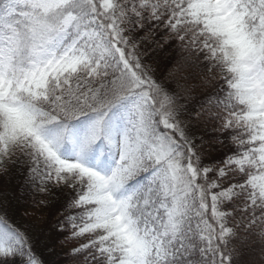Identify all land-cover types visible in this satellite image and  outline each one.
<instances>
[{"label":"snow or ice","instance_id":"obj_1","mask_svg":"<svg viewBox=\"0 0 264 264\" xmlns=\"http://www.w3.org/2000/svg\"><path fill=\"white\" fill-rule=\"evenodd\" d=\"M0 264H264V0H0Z\"/></svg>","mask_w":264,"mask_h":264},{"label":"trees","instance_id":"obj_2","mask_svg":"<svg viewBox=\"0 0 264 264\" xmlns=\"http://www.w3.org/2000/svg\"><path fill=\"white\" fill-rule=\"evenodd\" d=\"M11 188H12V186H9V191H8L9 195L11 194Z\"/></svg>","mask_w":264,"mask_h":264}]
</instances>
